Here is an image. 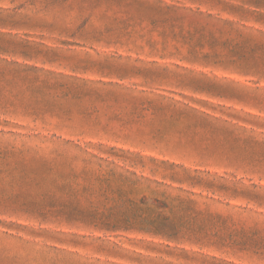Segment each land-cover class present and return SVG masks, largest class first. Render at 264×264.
Returning a JSON list of instances; mask_svg holds the SVG:
<instances>
[{"label":"rangeland","instance_id":"obj_1","mask_svg":"<svg viewBox=\"0 0 264 264\" xmlns=\"http://www.w3.org/2000/svg\"><path fill=\"white\" fill-rule=\"evenodd\" d=\"M0 264H264V0H0Z\"/></svg>","mask_w":264,"mask_h":264}]
</instances>
